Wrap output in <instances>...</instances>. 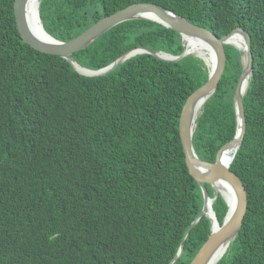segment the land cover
<instances>
[{"label":"trees","instance_id":"16d2710c","mask_svg":"<svg viewBox=\"0 0 264 264\" xmlns=\"http://www.w3.org/2000/svg\"><path fill=\"white\" fill-rule=\"evenodd\" d=\"M14 0H0V264H189L210 235L200 187L178 135L187 97L208 77L187 54H138L98 77L42 54L17 31ZM134 3L159 5L221 38L250 36L245 132L229 169L247 191L241 229L216 264H264V0H39L43 29L67 42ZM180 56L181 36L149 20L121 23L70 59L97 71L135 48ZM226 66L192 135L212 162L236 134L233 94L242 52ZM222 222L227 206L206 184Z\"/></svg>","mask_w":264,"mask_h":264},{"label":"water","instance_id":"95a60500","mask_svg":"<svg viewBox=\"0 0 264 264\" xmlns=\"http://www.w3.org/2000/svg\"><path fill=\"white\" fill-rule=\"evenodd\" d=\"M27 4L28 0H14L13 3L15 24L21 40L39 53L59 56L60 58L67 60L79 74L87 77L103 76L111 72L119 63L138 54H150L166 62L177 61L181 57L189 54V51L186 48L180 56L173 57L164 53H154L145 48L139 47L127 51L110 65L97 71H90L81 68L70 59L74 53L84 50L101 35L124 22L133 20L153 21L165 28L177 32L181 36L183 42L185 38H194L208 46L214 59V64L210 68L208 63L200 57L208 68V77L207 80L198 86L184 102L178 120V135L188 173L200 187L203 197L202 210L186 230L183 240L202 216H206L211 221V232L209 237L189 264H216L219 260L210 263L213 254L222 246L227 250L230 243L238 235L248 205L247 191L244 183L229 169V165L242 142L245 132V117L242 99L248 86V79L252 73V54L249 34L244 29L237 27L229 34L218 38L208 29L189 22L183 17L178 16L159 5L152 3H134L103 17L75 38L67 42H62L52 38L43 29L38 13L39 0L36 4L34 15L43 37L35 33L27 16ZM232 36H237L241 39L242 47L234 45L229 41ZM226 45L236 48L243 54L241 60L242 71L233 94L236 115V134L231 141L217 150L212 162H207L197 157L192 145V135L196 127L195 121L201 107L215 92L224 72L226 66ZM228 149H232L234 152L230 161L224 162L221 160L220 155ZM218 183L225 185L234 198V206L231 210H229L226 205L227 211L221 223H219L212 208L213 199L209 198L206 189V184H208L217 195L222 197L217 189ZM222 199L226 204L223 197ZM182 250L183 243H181L177 255L170 264L180 257Z\"/></svg>","mask_w":264,"mask_h":264},{"label":"bare ground","instance_id":"6f19581e","mask_svg":"<svg viewBox=\"0 0 264 264\" xmlns=\"http://www.w3.org/2000/svg\"><path fill=\"white\" fill-rule=\"evenodd\" d=\"M38 0H28V4H27V16L30 22V25L32 27V29L35 31V33L41 37H43V35L41 34L39 27H38V23L36 22L35 19V9H36V4H37ZM229 41L234 44L237 45L239 47H242V41L239 37L237 36H232ZM185 44H186V48L187 50L189 49H193L192 51H196V52H200L201 55L206 53L208 55L207 58V63L209 65V67L211 68L213 66V57L212 54L208 48V46H206L205 43L194 39V38H185L184 40ZM233 150L232 149H228L224 152L221 153L220 158L222 161L224 162H229L232 155H233ZM217 189L218 192L222 195V197L224 198L226 205L228 206V209L231 210L234 206V198L232 193L230 192V190L225 187V185L218 183L217 184ZM226 248L224 246L220 247L218 250H216V252L213 254L210 263L219 260L223 254L225 253Z\"/></svg>","mask_w":264,"mask_h":264},{"label":"rangeland","instance_id":"374dc122","mask_svg":"<svg viewBox=\"0 0 264 264\" xmlns=\"http://www.w3.org/2000/svg\"><path fill=\"white\" fill-rule=\"evenodd\" d=\"M184 46H185V48H186V44H185V42H184ZM187 49V48H186ZM193 49H189L188 51H189V54H194L195 56H197V57H201V58H203L205 61H206V63H207V58H208V55L206 54V53H204V54H202L201 55V53L200 52H196L195 50L194 51H192Z\"/></svg>","mask_w":264,"mask_h":264}]
</instances>
